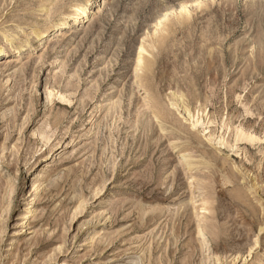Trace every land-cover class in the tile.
<instances>
[{
	"label": "rangeland",
	"instance_id": "rangeland-1",
	"mask_svg": "<svg viewBox=\"0 0 264 264\" xmlns=\"http://www.w3.org/2000/svg\"><path fill=\"white\" fill-rule=\"evenodd\" d=\"M80 1L0 0V42ZM8 47L0 264L264 260V0H107L42 53Z\"/></svg>",
	"mask_w": 264,
	"mask_h": 264
},
{
	"label": "bare ground",
	"instance_id": "bare-ground-1",
	"mask_svg": "<svg viewBox=\"0 0 264 264\" xmlns=\"http://www.w3.org/2000/svg\"><path fill=\"white\" fill-rule=\"evenodd\" d=\"M106 4H107V0H84L83 2L80 1L77 3H73L69 7L70 9L68 11L65 10V12L61 13V16L57 20L51 22L47 26L44 25V27L35 29L31 34L26 35L25 37L26 39L19 42V46L15 48H13L12 46L13 44H15L16 40L20 37L19 34L20 33L25 34L28 30H30L32 28L33 22H27L26 24H23V26H19L17 29H12L10 31H7L4 34L3 41L0 42V71L2 67L5 65L4 62L5 59L2 57L8 53L7 50L9 48L8 46L13 48L12 49L13 52L17 50V57H18V58L14 57L13 59L9 60V64L17 63L19 61V58L29 51L35 50V51H41L42 53L45 50L47 41L51 39L52 36H54L55 34H58L59 32L63 33L65 30L71 29L73 27H80V25L82 26H86L88 24L92 25L95 22L97 15L101 13L102 7L105 6ZM190 10H191L190 4L187 3L183 4L182 13L180 16L181 19L182 17L184 19L186 16L185 18L186 20L189 16ZM183 19L182 22L184 23ZM165 21L166 18L164 17L160 18V20L157 23V27L163 25ZM178 23L180 24V22ZM32 39H34L36 42L35 46L30 42ZM160 43L161 42H159V45ZM145 53H146L145 47L140 46L134 61L135 72H143L145 70L147 72V71H152V69L155 68L156 64L154 60L157 58H155L153 61L145 60ZM146 72H143L142 76H144ZM49 97L50 98L57 97L58 99L66 103L71 102L70 98L66 95L65 92H57V94H53V92H50ZM193 122H194V117H193ZM198 124L199 122L196 121L194 122L193 126L196 127ZM186 177L190 179L192 188L193 187L197 188V182L194 181L192 177H188V175ZM34 201L35 199H33L30 202L34 204ZM34 208L35 207L30 208L27 213L21 216L22 217L21 221H23L22 223L28 220L30 221V219L32 218V214L35 213V211H33ZM256 264H264V260H260Z\"/></svg>",
	"mask_w": 264,
	"mask_h": 264
}]
</instances>
